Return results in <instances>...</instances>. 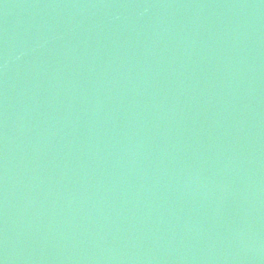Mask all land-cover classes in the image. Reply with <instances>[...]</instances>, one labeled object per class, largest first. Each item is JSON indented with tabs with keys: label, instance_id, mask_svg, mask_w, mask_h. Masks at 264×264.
<instances>
[{
	"label": "water",
	"instance_id": "95a60500",
	"mask_svg": "<svg viewBox=\"0 0 264 264\" xmlns=\"http://www.w3.org/2000/svg\"><path fill=\"white\" fill-rule=\"evenodd\" d=\"M0 264H264V0H0Z\"/></svg>",
	"mask_w": 264,
	"mask_h": 264
}]
</instances>
